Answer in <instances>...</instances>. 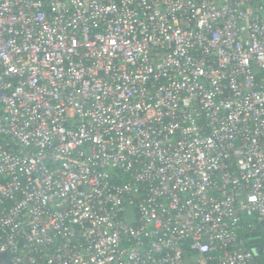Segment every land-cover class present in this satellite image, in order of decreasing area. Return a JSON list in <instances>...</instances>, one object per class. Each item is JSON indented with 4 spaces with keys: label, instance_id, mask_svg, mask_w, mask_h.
<instances>
[{
    "label": "built area",
    "instance_id": "2783aa9c",
    "mask_svg": "<svg viewBox=\"0 0 264 264\" xmlns=\"http://www.w3.org/2000/svg\"><path fill=\"white\" fill-rule=\"evenodd\" d=\"M263 218L264 0H0L11 264H258Z\"/></svg>",
    "mask_w": 264,
    "mask_h": 264
},
{
    "label": "water",
    "instance_id": "95a60500",
    "mask_svg": "<svg viewBox=\"0 0 264 264\" xmlns=\"http://www.w3.org/2000/svg\"><path fill=\"white\" fill-rule=\"evenodd\" d=\"M259 226H261L262 228L264 227V218L259 221L258 225H256V229L250 234L251 237L260 235L261 230ZM251 251L254 255H258L262 253L263 247L258 245L252 246ZM2 260H5V263H3ZM0 264H11L10 260L7 258V255L5 253L0 254Z\"/></svg>",
    "mask_w": 264,
    "mask_h": 264
},
{
    "label": "trees",
    "instance_id": "16d2710c",
    "mask_svg": "<svg viewBox=\"0 0 264 264\" xmlns=\"http://www.w3.org/2000/svg\"><path fill=\"white\" fill-rule=\"evenodd\" d=\"M256 218H246L245 220H249L251 222H254ZM258 225V222H256L255 226ZM260 229L262 228L261 226H259ZM261 233L260 236H261V239L258 243V246H262L263 247V251L262 253L256 255V261L258 262V264H264V237H263V234H264V231L263 229H261ZM252 237L249 235L248 236V239H251Z\"/></svg>",
    "mask_w": 264,
    "mask_h": 264
},
{
    "label": "flooded vegetation",
    "instance_id": "af4514ba",
    "mask_svg": "<svg viewBox=\"0 0 264 264\" xmlns=\"http://www.w3.org/2000/svg\"><path fill=\"white\" fill-rule=\"evenodd\" d=\"M260 239H261L260 235L252 237L251 239L248 240V245L249 246H257Z\"/></svg>",
    "mask_w": 264,
    "mask_h": 264
}]
</instances>
